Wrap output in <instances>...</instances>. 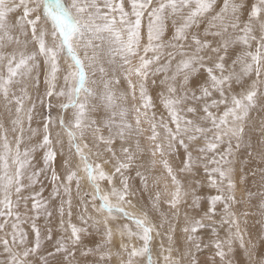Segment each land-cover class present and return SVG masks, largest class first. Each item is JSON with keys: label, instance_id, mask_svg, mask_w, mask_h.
I'll return each instance as SVG.
<instances>
[{"label": "snow or ice", "instance_id": "obj_1", "mask_svg": "<svg viewBox=\"0 0 264 264\" xmlns=\"http://www.w3.org/2000/svg\"><path fill=\"white\" fill-rule=\"evenodd\" d=\"M253 112L264 0H0V264H264Z\"/></svg>", "mask_w": 264, "mask_h": 264}, {"label": "rangeland", "instance_id": "obj_2", "mask_svg": "<svg viewBox=\"0 0 264 264\" xmlns=\"http://www.w3.org/2000/svg\"><path fill=\"white\" fill-rule=\"evenodd\" d=\"M252 115H253V117L255 118V121H254V122H255V123L257 122L256 125L259 126L260 118H261V117H264V116H263V115H264V112H259V113H258V112H253ZM255 115H258V116H259V119H258V116L255 117ZM260 116H261V117H260ZM258 179H259V178L257 177V180H258ZM254 203H256V201H254ZM257 227H258V226H257ZM254 234H255V233H254Z\"/></svg>", "mask_w": 264, "mask_h": 264}, {"label": "bare ground", "instance_id": "obj_3", "mask_svg": "<svg viewBox=\"0 0 264 264\" xmlns=\"http://www.w3.org/2000/svg\"><path fill=\"white\" fill-rule=\"evenodd\" d=\"M257 116H258V115H255V117H257ZM263 116H264V115H263ZM260 117H261V116H260ZM258 119H259V116H258ZM256 124H257V122H256ZM249 185H251V180H249ZM253 190H255V189H253ZM40 223L43 224V220H41ZM157 242H158V240H157ZM240 258H242V254H241V256L238 257V259H240Z\"/></svg>", "mask_w": 264, "mask_h": 264}]
</instances>
